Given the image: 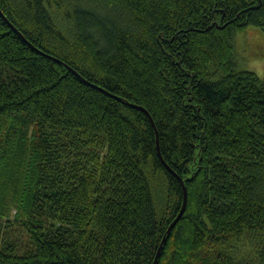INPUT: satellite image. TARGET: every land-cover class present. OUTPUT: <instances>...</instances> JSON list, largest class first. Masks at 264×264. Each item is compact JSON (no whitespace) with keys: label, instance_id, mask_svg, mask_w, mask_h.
Returning <instances> with one entry per match:
<instances>
[{"label":"trees","instance_id":"trees-1","mask_svg":"<svg viewBox=\"0 0 264 264\" xmlns=\"http://www.w3.org/2000/svg\"><path fill=\"white\" fill-rule=\"evenodd\" d=\"M249 26L264 0H0V264H154L182 180L158 264H264Z\"/></svg>","mask_w":264,"mask_h":264},{"label":"rangeland","instance_id":"rangeland-1","mask_svg":"<svg viewBox=\"0 0 264 264\" xmlns=\"http://www.w3.org/2000/svg\"><path fill=\"white\" fill-rule=\"evenodd\" d=\"M236 38L239 45L243 46L239 49L243 58V67L255 70L261 77L264 75V32L257 26H249L246 33H238ZM241 37V38H239ZM247 60H244V55Z\"/></svg>","mask_w":264,"mask_h":264},{"label":"water","instance_id":"water-1","mask_svg":"<svg viewBox=\"0 0 264 264\" xmlns=\"http://www.w3.org/2000/svg\"><path fill=\"white\" fill-rule=\"evenodd\" d=\"M3 14V13H2ZM4 16V15H3ZM10 25L14 28V30L16 31V32H18L19 33V35L23 38V39H26L25 37H24V35L15 27V26H13V24L12 23H10ZM31 46H33L29 41H27ZM59 61H61V60H59ZM66 66H68L70 69H72V71H74L75 73H77L75 70H73V68L72 67H70L69 65H67V64H65ZM134 106H137L138 108H141L142 110H144L149 116H150V118H151V115L149 114V112L147 111V110H145L143 107H141V106H138V105H134ZM151 120H152V118H151ZM152 122H153V120H152ZM165 163V162H164ZM166 164V166L168 165L167 163H165ZM168 168H169V166H167ZM174 174H176L171 168H169ZM176 176L181 180V177L180 176H178L177 174H176ZM182 182V184H183V205H182V208H181V210H180V212H179V214H178V216L173 220V222H171V224H170V226H169V228L167 229V232H166V234H165V236H164V238H163V240H162V242L160 243V246H159V248H158V251H157V254H156V256H155V260H154V264H158V260H159V257H160V255H161V251L163 250V245H164V243L166 242V240H167V237H168V235H169V233L171 232V230H172V228H173V226H174V224L179 220V217L181 216V213L183 212V210H184V208H185V205H186V201H187V187L184 185V181L182 180L181 181Z\"/></svg>","mask_w":264,"mask_h":264}]
</instances>
